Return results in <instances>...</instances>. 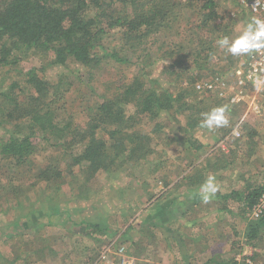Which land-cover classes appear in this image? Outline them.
Masks as SVG:
<instances>
[{"label": "rangeland", "instance_id": "374dc122", "mask_svg": "<svg viewBox=\"0 0 264 264\" xmlns=\"http://www.w3.org/2000/svg\"><path fill=\"white\" fill-rule=\"evenodd\" d=\"M178 1L184 5L187 3L186 0ZM216 4L218 7H216L214 18H219L218 21L229 26L226 36L235 38L239 34L238 24L240 21L232 18V16L234 17L238 11L230 9L231 5L226 4L224 0H216ZM177 13L180 14L179 19L172 24V28L165 30L164 33L161 32L157 37L158 40H164L162 42L166 43L164 50L168 49L166 51L168 55L166 52L165 54H162V51L159 52L162 43L151 47L149 44L145 45L146 54L150 56L153 63L148 64V66L145 65L146 76L144 85H142L144 90L154 89L155 92L160 93L161 89L168 86V83L171 84L174 105L170 110L163 111L154 117L133 112V109L127 106L124 117H130V119L122 128L126 134L122 145L125 154L117 156L113 166L106 172L89 170L90 164L85 162L78 165L73 164L71 156L76 155V152L83 148L84 141L87 140H83L77 148H69L67 147L71 141L69 137L58 148L49 147L46 142L38 143L37 141L38 150L25 167L7 166L5 168L8 170L7 176L0 179V187L6 186V195H2L3 192L0 191V219L9 222L15 221L18 227L27 228L26 232L29 231L36 235L31 240L27 238L28 241L23 240V235L5 241L0 240V251H39V247L43 248L41 246L43 243L38 236L40 234L38 231L42 229L43 223L47 219H51L53 223L66 222L69 216L80 221H90L92 225H96L95 228H93L94 226L90 228V232L94 233L95 237L97 234H107L104 243L100 245L98 250L99 258L103 259L110 251L119 255L118 251L121 247L127 251L128 243L125 244L121 238L125 231H128L127 234H129L130 229L127 228L138 223V221L145 224L150 217L152 218V211H156V209L153 210V207L157 205L161 206L158 208L159 213L162 212L164 204L159 199L166 195V190L170 184L176 189L183 185L184 180L182 178L185 179V177H183L182 172L191 168L192 165L194 167L203 162L199 155L200 152L203 153L204 144L210 149L222 140L223 136L220 130L226 131L225 135L230 134L235 123L243 115L244 108L241 105L231 107L233 111L230 112L229 109V112L226 113L229 118L227 127L214 131L203 130L199 127L202 118L201 113L228 105V102L219 98L216 92L205 90V84L213 83L216 77L227 75L230 70L241 64L246 56L234 57L220 50L215 44L218 34H221L219 32L216 33L215 37H213L215 34L211 35L213 39L210 40L206 39L204 31H196L195 33V30L191 28L197 24L198 16L196 15L198 13L194 12L190 6L187 8L184 6ZM202 14L199 16V20L204 19ZM194 34H199L198 39ZM115 37L116 34H114ZM153 38H155L154 35ZM201 41L210 42L214 51L213 54L212 51L209 54L210 58L206 60V66L204 64L200 66L203 60L205 62V56L208 55L206 48L200 54V58L196 59L199 66L194 64L192 56L188 61L185 55V53H190L189 49H198ZM171 44L173 45L171 46ZM174 58L179 61L176 67L170 69L165 66L164 68V65L175 63ZM50 59L52 56L49 54H31L19 62V67L17 65L13 67V70L10 68L0 70V91L5 90L15 80L20 83L22 91L26 90L24 84L26 80L17 69L20 68L22 71L31 67L38 69L46 65ZM77 69L80 70L78 65L67 63L66 66L47 68L45 72L38 70V77L44 78V75L45 80L53 81L58 76L65 75L69 81L74 82L76 79L73 76L77 75ZM112 74L114 71L104 69L101 71L99 80L103 82L111 78ZM156 83H159L161 88L156 87ZM182 84L186 86L183 90L179 88V85ZM78 88L79 85L75 84L71 90L75 92ZM79 90V95L76 94L77 92L69 94L66 101V111L62 115L64 120L71 121L72 119V123L78 128H84L87 120L81 98L89 95V90L83 87ZM18 92L19 89H15V94ZM178 92H183L184 95H180ZM17 97L20 98L21 95L19 94ZM30 97L28 95L27 99ZM177 98L178 100H176ZM86 99L85 105L92 103V96H87ZM248 121V124L243 127L239 140L232 142L227 140L225 142L227 143L224 145L225 149H230L229 155L224 156V151L219 150L223 156L217 160V165H224L227 170L225 173L228 177L227 186L230 185L234 191H241L245 194L248 191H246L247 185L253 184L254 187L264 185V116H255ZM8 130L9 126L0 124V138H5L8 135ZM103 134L100 132L98 135L102 137ZM201 137L203 140H200ZM105 139L107 136L102 141L108 142ZM204 139L208 141L205 143ZM106 147L113 156L112 150L109 149V143H106ZM204 165L202 163L198 169L205 167ZM54 167L58 170L56 176L60 177L53 180L56 184L55 187L49 186L52 183L47 184L46 177L40 176L43 171L54 170ZM91 167L93 168L92 165ZM241 176L244 179L240 178ZM187 178H191V176ZM239 178L242 181L238 182L236 186L237 181L234 180ZM234 186L236 187L233 188ZM13 188L15 189L13 190ZM243 189L244 191H242ZM221 206V212L229 219L227 221L225 219L226 222L224 223L230 229L229 240H231V246L234 245L232 251H237V245L243 248L246 242L242 238V230L247 231L249 228L246 226L248 222L245 218L247 217H244L248 208L247 204L235 198H221ZM51 208L56 209L57 213L49 214L50 211L47 209ZM28 214L29 216L23 219ZM39 214L43 215L37 218L36 215ZM109 216H115L117 223L107 222ZM245 227L247 228L245 229ZM141 230H143L141 231L142 242L154 235L153 229L150 232L142 227ZM233 232H235L234 235ZM99 241L97 238L96 242ZM52 243L53 241H51ZM247 243L254 247L262 246L264 248V229L259 231L254 239L248 238ZM0 261L3 262L2 259ZM119 261H121V257H119Z\"/></svg>", "mask_w": 264, "mask_h": 264}, {"label": "trees", "instance_id": "16d2710c", "mask_svg": "<svg viewBox=\"0 0 264 264\" xmlns=\"http://www.w3.org/2000/svg\"><path fill=\"white\" fill-rule=\"evenodd\" d=\"M186 1L184 5L178 0H0V70L19 67V62L31 54L52 56L46 65L38 69H17L26 80V90L22 91L20 83L15 80L0 91V124L9 126L8 135L0 138V179L7 176V166L19 168L28 164L38 150L37 141L58 148L67 137L71 140L67 145L69 148H77L83 140L88 141H84L83 148L71 156L73 164L85 162L90 164L89 170H109L115 158L125 154L122 145L126 134L122 128L130 119L124 117L125 108L130 106L133 112L154 117L174 105L172 85L168 82V86L161 89L160 93L154 89L144 90L142 86L146 76L145 65L153 63L146 54L145 45L151 47L162 43L159 52L165 54L168 51L164 50L166 43L157 37L172 28V24L179 19L177 11L184 6H190L198 13L197 24L191 28L195 33L204 31L208 40L213 39L217 32L221 33L217 39L228 34L229 26L218 21L219 18H214L218 7L216 0ZM229 8L236 9V6ZM236 11L241 14L237 12L232 18L247 20L242 10ZM201 14L203 20H199ZM194 35L198 39L199 34ZM211 35L214 36L211 38ZM205 48L208 55L200 66H206L209 54L214 52L210 42L201 41L199 50L189 49V54H193L185 53L186 59L189 61L192 56L194 64L199 66L196 59L200 58ZM174 62L164 65V68L174 69L179 61L174 58ZM67 63L80 68L76 70L79 74L73 76L76 79L74 82L65 75L53 81L45 80L44 75V78L38 77V70L45 72L47 68L66 66ZM104 69L114 71V74L102 82L99 79ZM75 84L79 85L75 90L77 95L83 87L89 90L87 96L93 98L92 103L87 105V96L81 98L87 120L84 128H78L71 118V121L64 120L62 115L66 111L69 94L75 93L71 90ZM156 87L161 88L159 83H156ZM179 88L183 90L186 86L182 84ZM15 89H19L18 94H15ZM28 90L32 91L26 93ZM19 94L22 100L17 97ZM178 94L184 95L183 92ZM28 95L31 96L29 99ZM227 107L230 112L233 111L232 105L228 104ZM220 131L222 136L226 134V131ZM100 132L104 133L102 137L98 135ZM104 136H107L105 141L108 142L102 141ZM106 143H109L113 156L108 152ZM57 172L54 167V170L43 171L40 176L46 177L47 184L52 183L49 186L55 187L53 180L60 178L56 176ZM5 189V185L0 187L2 195H6ZM263 191L264 185H259L246 194L233 191L222 198L242 200L251 208ZM47 211L51 215L57 213L52 208ZM16 223L0 219L1 241L16 238L28 230L18 227ZM43 224L49 226L54 223L47 219ZM247 226L250 228L248 238L257 237L259 231L264 229V212L259 219L249 220ZM230 264L249 263L242 260Z\"/></svg>", "mask_w": 264, "mask_h": 264}, {"label": "crops", "instance_id": "0c3cea01", "mask_svg": "<svg viewBox=\"0 0 264 264\" xmlns=\"http://www.w3.org/2000/svg\"><path fill=\"white\" fill-rule=\"evenodd\" d=\"M236 9L239 8L236 7ZM227 137L228 135H224L217 144L209 146L210 149L204 144L203 153L200 152L199 157L203 160L205 167L198 169L202 165L200 163L182 172L185 179L182 178L184 181L180 188L171 187V184L168 186L166 195L159 199L165 206L162 212L159 213L158 208L161 206L157 205L153 207L156 211H152V218L150 217L145 224L138 221L127 228L130 229L129 234L125 231L121 238L125 244L128 243L126 259L130 264H230L232 261L242 260L250 264H264V248L247 243L249 234L247 227H245L247 231L242 230V238L246 240L243 248L237 245V251H232L234 245L231 246V240H229L230 229L224 223L229 219L221 212V198L234 190L226 184L228 177L225 174L227 170L224 165H217V160L223 156L219 150L224 151V156L229 155L230 149L226 150L224 146L227 144L225 143ZM200 140L203 138L201 137ZM233 140L237 139H229L231 142ZM207 141L204 139L205 143ZM210 174L216 177L219 191L210 202L205 204L199 198L198 191L199 186ZM188 176L191 178H187ZM240 178L234 180L237 181L236 186L244 179V177ZM253 188V184L247 185L246 191ZM239 194L243 193L240 191ZM69 217L66 222L45 225L38 231L40 233L38 236L43 243L41 245L43 248L39 247V251H0V260H3L0 264H20L21 262L23 264H30V262L33 264H120L119 256L111 251L103 259L98 257V250L107 234H97L95 237V234L90 232V228L94 226L90 221H80L72 216ZM107 222L117 223L115 216H109ZM95 227L96 225L93 228ZM142 227L149 231L153 229L154 233L143 242ZM21 235L24 241H28L36 234L25 230ZM97 238L99 242H96ZM51 241H53L52 244Z\"/></svg>", "mask_w": 264, "mask_h": 264}, {"label": "built area", "instance_id": "2783aa9c", "mask_svg": "<svg viewBox=\"0 0 264 264\" xmlns=\"http://www.w3.org/2000/svg\"><path fill=\"white\" fill-rule=\"evenodd\" d=\"M224 1L231 7L236 6L238 10H242L247 20L253 17L264 19V0ZM205 90L216 92L219 98L226 100L232 107L243 106V115L235 123L226 140L240 138L243 127L249 122L248 119L264 116V51L246 56L242 63L230 70L227 75L216 77L213 83L205 84ZM263 212L264 191L256 203L247 208L246 217L249 220H257ZM118 254L121 257L120 264H130L123 247Z\"/></svg>", "mask_w": 264, "mask_h": 264}, {"label": "clouds", "instance_id": "9594fccd", "mask_svg": "<svg viewBox=\"0 0 264 264\" xmlns=\"http://www.w3.org/2000/svg\"><path fill=\"white\" fill-rule=\"evenodd\" d=\"M238 32L235 38L226 35L219 37L215 41L216 46L234 57L249 56L264 51V19L253 17L242 20L238 24ZM228 112L227 106H220L201 113L199 127L207 131L227 127L229 118L226 113ZM218 191L216 177L210 174L199 186L198 196L203 203L207 204Z\"/></svg>", "mask_w": 264, "mask_h": 264}]
</instances>
